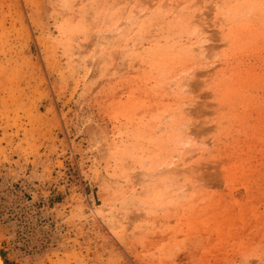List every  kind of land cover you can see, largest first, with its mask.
<instances>
[{"label": "rangeland", "instance_id": "1", "mask_svg": "<svg viewBox=\"0 0 264 264\" xmlns=\"http://www.w3.org/2000/svg\"><path fill=\"white\" fill-rule=\"evenodd\" d=\"M0 254L264 264V0H0Z\"/></svg>", "mask_w": 264, "mask_h": 264}, {"label": "bare ground", "instance_id": "2", "mask_svg": "<svg viewBox=\"0 0 264 264\" xmlns=\"http://www.w3.org/2000/svg\"><path fill=\"white\" fill-rule=\"evenodd\" d=\"M105 37H103V40ZM93 137H94V141L92 142L94 144V150L96 151V153L100 156H104L105 153H104V150H103V145H101V141L99 140L100 138H98L97 136H95L94 134H92ZM91 137V138H93ZM183 145H187L188 144V141L187 140H183L182 141ZM93 147V146H92ZM107 156V155H106ZM84 165V164H83ZM172 165V164H171ZM80 167V166H79ZM82 167V166H81ZM172 171V170H171ZM171 173V172H170ZM110 224L112 223V219L111 218H108L107 220ZM112 225V224H111ZM131 244V242H130ZM128 244L127 248H129L130 250V253H134L135 254V249L133 248L132 245ZM133 254V255H134ZM0 263L1 264H6L5 261L3 260V258L1 257V254H0Z\"/></svg>", "mask_w": 264, "mask_h": 264}, {"label": "trees", "instance_id": "3", "mask_svg": "<svg viewBox=\"0 0 264 264\" xmlns=\"http://www.w3.org/2000/svg\"><path fill=\"white\" fill-rule=\"evenodd\" d=\"M1 256H2V254H1ZM2 258H4L3 256H2ZM5 263L7 264V262L5 261Z\"/></svg>", "mask_w": 264, "mask_h": 264}, {"label": "water", "instance_id": "4", "mask_svg": "<svg viewBox=\"0 0 264 264\" xmlns=\"http://www.w3.org/2000/svg\"><path fill=\"white\" fill-rule=\"evenodd\" d=\"M1 264V263H0Z\"/></svg>", "mask_w": 264, "mask_h": 264}]
</instances>
